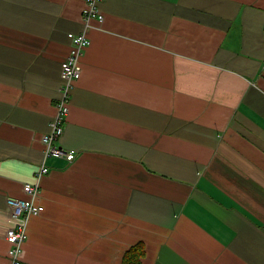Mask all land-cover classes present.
Instances as JSON below:
<instances>
[{"label":"crops","instance_id":"crops-1","mask_svg":"<svg viewBox=\"0 0 264 264\" xmlns=\"http://www.w3.org/2000/svg\"><path fill=\"white\" fill-rule=\"evenodd\" d=\"M83 0H0V264L44 161ZM24 264H264V0H100Z\"/></svg>","mask_w":264,"mask_h":264},{"label":"built area","instance_id":"built-area-1","mask_svg":"<svg viewBox=\"0 0 264 264\" xmlns=\"http://www.w3.org/2000/svg\"><path fill=\"white\" fill-rule=\"evenodd\" d=\"M85 8L83 9L82 22L85 30L82 33H69L71 49L68 57L62 63L61 85L59 87V99L56 102V114L50 123V132L43 135L42 144L44 145V161L34 172L35 183H25L23 190L29 196V200L15 197L8 198L7 202L11 208V217L16 221V225L9 228L6 239L11 245L9 257L11 264H24L22 253L25 242L28 238L29 221L35 216H40L44 212V206L41 203L40 179L49 173L47 166L48 159H65L73 163L77 158V152L65 149L59 144V139L64 134V127L70 113L71 93L75 83L82 76L81 58L90 41L87 37V29L93 19L104 20V15L99 8L100 0H83Z\"/></svg>","mask_w":264,"mask_h":264},{"label":"trees","instance_id":"trees-1","mask_svg":"<svg viewBox=\"0 0 264 264\" xmlns=\"http://www.w3.org/2000/svg\"><path fill=\"white\" fill-rule=\"evenodd\" d=\"M146 254L145 243L138 242L125 252L121 264H143Z\"/></svg>","mask_w":264,"mask_h":264},{"label":"rangeland","instance_id":"rangeland-1","mask_svg":"<svg viewBox=\"0 0 264 264\" xmlns=\"http://www.w3.org/2000/svg\"><path fill=\"white\" fill-rule=\"evenodd\" d=\"M56 102H57V101H56ZM55 105H56V104H55ZM49 132H50V131H49ZM60 140H61V138L59 139V141H60ZM46 164H47V163H46ZM47 166H48V164H47ZM48 167H49V173H50V170H51V169H50V166H48ZM49 173H48V174H49ZM48 174H47V175H48ZM47 175H45V176H47ZM45 176H44V177H45ZM42 178H43V177H42ZM42 178H41V179H42ZM41 179H40V180H41ZM39 188L41 189V187H39ZM26 195H27V194H26ZM28 197H29V196H28ZM29 199H30V198H29ZM29 199H26V200H29ZM28 239H29V235H28V238H27L26 242L28 241ZM26 242H25V243H26ZM23 251H24V247H23ZM146 251H147V250H146Z\"/></svg>","mask_w":264,"mask_h":264},{"label":"bare ground","instance_id":"bare-ground-1","mask_svg":"<svg viewBox=\"0 0 264 264\" xmlns=\"http://www.w3.org/2000/svg\"><path fill=\"white\" fill-rule=\"evenodd\" d=\"M82 18H83V15H82ZM91 43V42H90ZM36 217V216H35Z\"/></svg>","mask_w":264,"mask_h":264}]
</instances>
